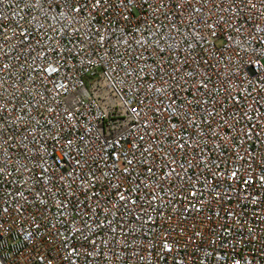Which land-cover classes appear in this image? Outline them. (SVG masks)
Wrapping results in <instances>:
<instances>
[{"label":"built area","instance_id":"1","mask_svg":"<svg viewBox=\"0 0 264 264\" xmlns=\"http://www.w3.org/2000/svg\"><path fill=\"white\" fill-rule=\"evenodd\" d=\"M0 264H264V0H0Z\"/></svg>","mask_w":264,"mask_h":264}]
</instances>
